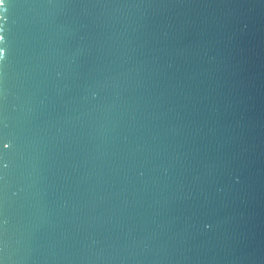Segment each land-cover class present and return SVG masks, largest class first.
I'll return each mask as SVG.
<instances>
[{
    "label": "water",
    "instance_id": "95a60500",
    "mask_svg": "<svg viewBox=\"0 0 264 264\" xmlns=\"http://www.w3.org/2000/svg\"><path fill=\"white\" fill-rule=\"evenodd\" d=\"M0 264H264V0H5Z\"/></svg>",
    "mask_w": 264,
    "mask_h": 264
},
{
    "label": "snow or ice",
    "instance_id": "6c2138e0",
    "mask_svg": "<svg viewBox=\"0 0 264 264\" xmlns=\"http://www.w3.org/2000/svg\"><path fill=\"white\" fill-rule=\"evenodd\" d=\"M4 2H5V0H0V7L3 6ZM2 39H3V37H0V40H2ZM2 56H3V49H0V57H2Z\"/></svg>",
    "mask_w": 264,
    "mask_h": 264
},
{
    "label": "clouds",
    "instance_id": "9594fccd",
    "mask_svg": "<svg viewBox=\"0 0 264 264\" xmlns=\"http://www.w3.org/2000/svg\"><path fill=\"white\" fill-rule=\"evenodd\" d=\"M3 53H4V51H3ZM4 55V54H3Z\"/></svg>",
    "mask_w": 264,
    "mask_h": 264
}]
</instances>
